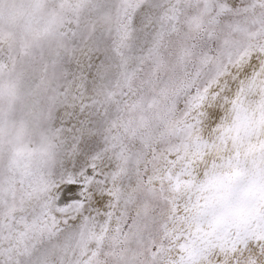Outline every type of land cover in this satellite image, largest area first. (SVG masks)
I'll list each match as a JSON object with an SVG mask.
<instances>
[{
    "label": "snow or ice",
    "instance_id": "1",
    "mask_svg": "<svg viewBox=\"0 0 264 264\" xmlns=\"http://www.w3.org/2000/svg\"><path fill=\"white\" fill-rule=\"evenodd\" d=\"M0 264H264V0H0Z\"/></svg>",
    "mask_w": 264,
    "mask_h": 264
}]
</instances>
